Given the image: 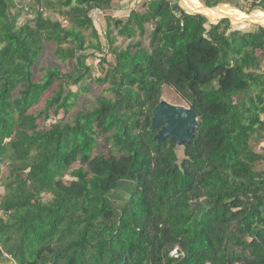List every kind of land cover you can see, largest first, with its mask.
<instances>
[{"label":"trees","instance_id":"obj_1","mask_svg":"<svg viewBox=\"0 0 264 264\" xmlns=\"http://www.w3.org/2000/svg\"><path fill=\"white\" fill-rule=\"evenodd\" d=\"M113 1L29 0L39 8L19 24L15 0H0V165H9L0 257L264 264V152L253 149L264 142V27L211 21L178 0H143L142 10L117 18L106 13ZM247 1L235 7L264 11V0ZM94 10L106 13L102 38ZM56 11L63 21L45 16ZM48 49L73 71L42 66L36 80ZM88 50L108 64L96 78L107 95L71 118L80 92L91 91L70 88L92 78ZM165 86L198 119L180 150L171 137L155 139L160 127L150 129Z\"/></svg>","mask_w":264,"mask_h":264},{"label":"rangeland","instance_id":"obj_2","mask_svg":"<svg viewBox=\"0 0 264 264\" xmlns=\"http://www.w3.org/2000/svg\"><path fill=\"white\" fill-rule=\"evenodd\" d=\"M29 0H23V2H20L19 0H15V3H17V7L12 9V13L19 14V20L18 23L22 24L24 22L25 19L30 18L29 15L30 11L32 12V10H37L39 8V5H34L32 4V6H28L26 5V3L28 4ZM235 0H223L221 3H226L229 5H232L233 7H235L236 5L234 4ZM142 2L143 0H114L113 1V5L111 7V9H108L106 11V13H110V15L116 16L117 18L119 16H126L129 11L131 9H136V10H142ZM179 2V0H178ZM220 3V4H221ZM239 5H244L245 7H248L250 4V1L247 0H239ZM180 5V4H179ZM32 7H34L35 9H31ZM238 9V7H235ZM241 10V9H238ZM242 11V10H241ZM254 11V10H253ZM244 12V11H243ZM252 12V11H250ZM247 12V13H250ZM100 10H94L91 12V17L94 21V24L96 26V29L98 30V34L99 36L102 38L103 33H104V28L106 26V20H105V14ZM119 15V16H118ZM46 17H50L52 20L56 19V20H61L63 21V17H61V15H59V13L56 12H48L46 15ZM224 18V17H223ZM220 18V19H223ZM220 19H216V20H220ZM229 19V18H228ZM216 20H211V21H216ZM231 23V21H230ZM234 27H239L242 29H252L253 25H259L256 23H252V22H248V21H242L239 23H231ZM89 31H85V34H87V39L89 38ZM92 39V38H90ZM126 42V41H124ZM93 43H95V40L93 39ZM120 44H122V46H124L123 42H120ZM53 48V47H50ZM102 48L104 50H106V43L105 41H103V46ZM47 54H44V56H42V58L39 61V65L36 71V80H39L42 75L44 74V72L41 70L40 67L42 66H58L60 68V70L63 73H66L68 71L72 72L73 71V62L70 60L67 61H62L61 59L57 58V56H55L51 50H47ZM92 51V50H91ZM91 51L88 50V53H91ZM108 52V51H107ZM100 54L93 55L91 53L90 56H88V58L86 59V64L90 65L91 70L90 73L92 75V78H86L85 80H83L81 82V84H79L78 86L76 85H71L70 88L72 89V91H79L80 87L83 84L86 85H90L91 86V91L89 92H84L81 91L80 92V98L78 101H75V107H73L72 111L70 112V114L68 115V117L71 116V118L75 117L76 112L83 106L82 104H86L87 108H91L95 105V100L98 97V95L101 94H106V92L104 91L107 88V85H100L98 82H96V78L99 77H103L105 70L108 68L106 63H103L102 67L100 66ZM107 59L112 62L114 59L112 56H110V53H107L106 55ZM58 83V82H57ZM56 88V85L53 87ZM52 89H50L46 95L44 96L43 100L41 101V103L39 104L38 107H36V110H40L45 102V98L48 97L49 95H52ZM256 91V89H251L250 92L251 94H254ZM107 95V94H106ZM161 98L165 99L167 102L174 104V105H183V106H188V104L180 97V95H178L172 88L165 86L162 96ZM67 117V118H68ZM181 148H177V150H180ZM253 149L256 150L257 152H264V142H255L253 144ZM180 157H181V153H180ZM8 169H9V165L8 164H2L0 165V199L4 193V187H3V182L6 181V177L8 175ZM67 179H71L70 176H68ZM50 195H44V199L48 200L50 199ZM1 215V213H0ZM1 249V248H0ZM3 252V251H2ZM0 264H15V261L10 260L7 257V254L5 252H3V256L0 257Z\"/></svg>","mask_w":264,"mask_h":264},{"label":"water","instance_id":"obj_3","mask_svg":"<svg viewBox=\"0 0 264 264\" xmlns=\"http://www.w3.org/2000/svg\"><path fill=\"white\" fill-rule=\"evenodd\" d=\"M179 4L183 8L180 1ZM205 6L208 7L206 4ZM197 123L198 119L196 113L191 107L174 105L161 98L158 106L153 110L150 129L154 130L160 127L159 131L155 135V139L158 142H163L166 138L171 137L175 144V149H177L184 147V145L187 143H191L192 139L194 138V130L197 126Z\"/></svg>","mask_w":264,"mask_h":264},{"label":"bare ground","instance_id":"obj_4","mask_svg":"<svg viewBox=\"0 0 264 264\" xmlns=\"http://www.w3.org/2000/svg\"><path fill=\"white\" fill-rule=\"evenodd\" d=\"M183 8L189 13H202L210 20L229 18L232 23L248 21L264 26V11L256 9L250 13L243 12L232 5L221 3L215 7L208 8L202 0H179Z\"/></svg>","mask_w":264,"mask_h":264}]
</instances>
